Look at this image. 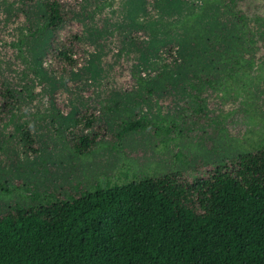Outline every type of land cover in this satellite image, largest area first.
Listing matches in <instances>:
<instances>
[{"label": "rangeland", "instance_id": "374dc122", "mask_svg": "<svg viewBox=\"0 0 264 264\" xmlns=\"http://www.w3.org/2000/svg\"><path fill=\"white\" fill-rule=\"evenodd\" d=\"M41 1L60 27L42 2L0 0V215L101 180L191 181L264 144V0ZM81 117L102 135L86 157L65 139ZM137 118L183 134L128 133L113 148Z\"/></svg>", "mask_w": 264, "mask_h": 264}, {"label": "trees", "instance_id": "16d2710c", "mask_svg": "<svg viewBox=\"0 0 264 264\" xmlns=\"http://www.w3.org/2000/svg\"><path fill=\"white\" fill-rule=\"evenodd\" d=\"M42 5L50 14L47 27H60L59 7ZM190 88L197 112H204L201 90ZM75 124L74 139L65 138L69 149L92 155L102 135L78 128H92V118ZM137 132L174 138L183 129L164 120L125 121L112 147ZM40 200L38 207L0 215V264H264V144L191 181L178 174L122 185L101 180L68 199L51 194Z\"/></svg>", "mask_w": 264, "mask_h": 264}]
</instances>
